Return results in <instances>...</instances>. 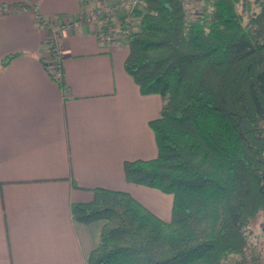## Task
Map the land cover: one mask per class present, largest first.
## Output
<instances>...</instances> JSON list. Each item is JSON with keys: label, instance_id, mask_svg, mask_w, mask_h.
Masks as SVG:
<instances>
[{"label": "trees", "instance_id": "16d2710c", "mask_svg": "<svg viewBox=\"0 0 264 264\" xmlns=\"http://www.w3.org/2000/svg\"><path fill=\"white\" fill-rule=\"evenodd\" d=\"M200 1L197 15L182 0H139L119 16L126 71L142 94L163 100L150 122L158 154L126 160L125 178L172 194V215L93 188L72 204L75 220L103 221L87 264H248L253 224L264 216V0ZM245 2L257 6L247 22Z\"/></svg>", "mask_w": 264, "mask_h": 264}, {"label": "crops", "instance_id": "0c3cea01", "mask_svg": "<svg viewBox=\"0 0 264 264\" xmlns=\"http://www.w3.org/2000/svg\"><path fill=\"white\" fill-rule=\"evenodd\" d=\"M20 1L34 9L8 7ZM99 4L0 0V264H87L103 221L75 220L72 204L96 187L126 191L171 219L172 194L125 178L126 160L157 156L150 122L163 105L126 71L128 44L110 48L95 24L75 22L59 33L65 88L50 72L37 13L76 20Z\"/></svg>", "mask_w": 264, "mask_h": 264}, {"label": "rangeland", "instance_id": "374dc122", "mask_svg": "<svg viewBox=\"0 0 264 264\" xmlns=\"http://www.w3.org/2000/svg\"><path fill=\"white\" fill-rule=\"evenodd\" d=\"M138 2L139 0H100V4L98 6L92 8L88 12H84L85 15L83 18H78L76 20L70 17L60 18L59 21L61 23L62 22L65 23L61 25L58 24L57 31L59 32L60 30H62L64 26H67L75 21H81V20L88 21L85 16L86 15L88 16L89 13H91L92 11L93 12L102 11L100 14V19L103 23H106L104 27H107L105 29L107 34H114L115 36H117V38L119 37L121 40H123V38H125V35L122 33L123 31L121 30L119 24V16L121 14H126L128 11H131L134 7L138 5L137 4ZM204 4L207 3L204 1ZM198 6H199L198 3L194 4L191 12L192 15H197L200 13L201 7ZM239 10L242 12L245 22H247L253 11L257 10V6L252 2H245V4L239 5ZM58 32L57 33L56 31L54 32L56 33L57 38L59 35ZM123 43H125V41H123ZM47 48H48V54L50 56L48 58L49 59L48 63L50 64L52 61V55L48 46ZM263 226H264V216L262 215L253 224V234L251 237V245H250V248L252 249H250L248 252V255L250 257L248 264H264V230L262 229ZM233 263L234 260L227 262L226 264H233Z\"/></svg>", "mask_w": 264, "mask_h": 264}, {"label": "built area", "instance_id": "2783aa9c", "mask_svg": "<svg viewBox=\"0 0 264 264\" xmlns=\"http://www.w3.org/2000/svg\"><path fill=\"white\" fill-rule=\"evenodd\" d=\"M182 2L184 4L185 8L189 11L192 10L195 3L199 4L198 7H201L204 4V1H200V0H182ZM101 12L102 11H98V12L92 11L91 13H89L88 16L86 15L85 17L87 18V20L89 22H91L97 26L99 34H100V38H101L103 43L108 45L110 48L120 46L123 43V41H125L124 40L125 38H123V40H121L119 37L117 38V36H115L114 34H107V32L103 30L106 23H103L100 19ZM82 14L85 15L84 13H82ZM63 18H68V16H65ZM75 22H78V21H75ZM75 22H72L70 24H74ZM43 23L46 26V28L50 29V32H51L50 34L47 35V39H46L47 40V46L50 48V50L52 49L53 53H54V55L52 56V61L50 63V66H51L50 72H51L52 76L56 80H58L61 77V71L59 69H56L54 65L56 64L57 61L61 60L63 54H62V46H61V43L59 41V35L57 38L56 33L58 32L57 31L58 24L61 25V24H64L65 22L61 23L59 21L58 17L53 16V17H49L48 20L45 19ZM55 31H56V33H54ZM60 31L58 33H60Z\"/></svg>", "mask_w": 264, "mask_h": 264}]
</instances>
